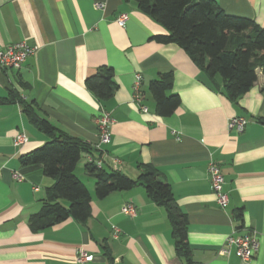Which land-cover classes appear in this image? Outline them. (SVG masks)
<instances>
[{
	"label": "crops",
	"instance_id": "1",
	"mask_svg": "<svg viewBox=\"0 0 264 264\" xmlns=\"http://www.w3.org/2000/svg\"><path fill=\"white\" fill-rule=\"evenodd\" d=\"M213 1L225 13L264 28V0ZM121 13L128 17L119 26ZM163 34L167 31L134 0H0V45L24 41L36 47L19 68L0 69V264H80L79 249L91 255L81 264H186L176 252L165 209L139 184L97 198L84 169L88 157L131 179L141 165L159 171L186 216L192 264H264V124L257 119H264V76L257 70L249 90L232 100L220 76L207 77L182 48L154 39ZM101 67L113 71V94L105 100L85 86L86 77ZM165 72L172 75L166 94H177L180 103L160 116L149 83ZM136 73L145 112L133 102ZM11 90L54 127L90 147L74 170L91 194L85 222L69 218L41 231L30 229L29 219L54 181L41 164L21 163L23 154L48 138L27 121L18 101L1 102ZM103 112L111 120L109 141L98 145L97 119ZM232 116L247 120L242 132L227 129ZM19 131L27 141L15 145ZM209 161L224 178V209L210 189ZM125 203L135 206L134 216L121 212ZM250 231L259 242L252 260L218 253L228 235Z\"/></svg>",
	"mask_w": 264,
	"mask_h": 264
},
{
	"label": "trees",
	"instance_id": "2",
	"mask_svg": "<svg viewBox=\"0 0 264 264\" xmlns=\"http://www.w3.org/2000/svg\"><path fill=\"white\" fill-rule=\"evenodd\" d=\"M137 9L160 24L167 34L154 39L182 48L209 78L220 76L225 95L234 100L249 90L257 80V70L264 76V28L253 19L225 13L213 0H134ZM85 86L99 99L112 96L114 90L111 67H101L85 79ZM172 87L170 72L159 74L149 83V91L160 116L170 115L180 103L177 94H166ZM18 101L27 121L48 140L23 154L22 164H41L43 173L54 183L37 213L29 219L32 231H41L69 218L85 222L90 215L91 194L74 173L81 153L90 147L71 137L46 118L39 116L29 101L11 90L1 102ZM264 124V119L257 118ZM136 179L117 170H107L92 162L84 169L93 180V192L103 198L114 191L142 185L146 195L161 205L172 226L175 248L179 256L192 264L186 240L187 219L174 201L170 186L152 165H141ZM62 202H65L64 205Z\"/></svg>",
	"mask_w": 264,
	"mask_h": 264
},
{
	"label": "built area",
	"instance_id": "3",
	"mask_svg": "<svg viewBox=\"0 0 264 264\" xmlns=\"http://www.w3.org/2000/svg\"><path fill=\"white\" fill-rule=\"evenodd\" d=\"M101 6V4H97ZM128 14L121 13L116 18V23L122 26L127 19ZM36 47L30 46L24 41L9 43L4 46L0 45V69H17L24 61L34 53ZM141 83V75L136 73L133 80V91L134 97L133 102L139 105L140 96L138 94L139 86ZM141 110L145 112L147 108L144 105H139ZM110 116L107 112L101 113L97 119V129H98V145L107 143L109 141V124ZM247 120L241 116H232L227 121V129L234 130L236 132H242ZM27 141L24 132L19 131L13 137V142L15 145H22ZM87 162H92V157H88ZM97 165V164H96ZM99 165V164H98ZM97 165V166H98ZM207 173L210 180V189L214 193L215 201L219 208L224 209L228 204V196L223 189L224 178L220 167L215 161H209L207 164ZM12 176L21 180L22 175L16 171L12 172ZM121 212L128 216L135 215V206L131 203H125L121 206ZM259 242L256 233L247 232L242 235H228L224 243L219 247L218 253L230 255L233 253L242 261H250L258 250ZM91 260V255L87 254L82 249L78 250L76 261L77 263H83Z\"/></svg>",
	"mask_w": 264,
	"mask_h": 264
},
{
	"label": "rangeland",
	"instance_id": "4",
	"mask_svg": "<svg viewBox=\"0 0 264 264\" xmlns=\"http://www.w3.org/2000/svg\"><path fill=\"white\" fill-rule=\"evenodd\" d=\"M84 162H85L84 158H83V157H81L79 164L83 165V164H84Z\"/></svg>",
	"mask_w": 264,
	"mask_h": 264
}]
</instances>
